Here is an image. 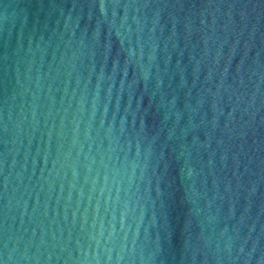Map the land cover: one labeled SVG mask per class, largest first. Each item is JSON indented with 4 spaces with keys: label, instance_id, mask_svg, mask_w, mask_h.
Masks as SVG:
<instances>
[{
    "label": "water",
    "instance_id": "obj_1",
    "mask_svg": "<svg viewBox=\"0 0 264 264\" xmlns=\"http://www.w3.org/2000/svg\"><path fill=\"white\" fill-rule=\"evenodd\" d=\"M0 264H264V0H0Z\"/></svg>",
    "mask_w": 264,
    "mask_h": 264
}]
</instances>
